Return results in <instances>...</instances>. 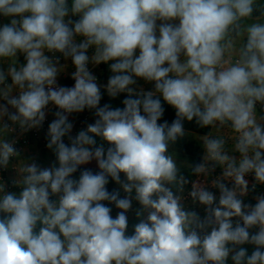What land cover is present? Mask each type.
<instances>
[{
    "label": "clouds",
    "instance_id": "clouds-1",
    "mask_svg": "<svg viewBox=\"0 0 264 264\" xmlns=\"http://www.w3.org/2000/svg\"><path fill=\"white\" fill-rule=\"evenodd\" d=\"M0 20V264H264V0H0ZM51 109L42 166L17 145Z\"/></svg>",
    "mask_w": 264,
    "mask_h": 264
},
{
    "label": "crops",
    "instance_id": "crops-1",
    "mask_svg": "<svg viewBox=\"0 0 264 264\" xmlns=\"http://www.w3.org/2000/svg\"><path fill=\"white\" fill-rule=\"evenodd\" d=\"M2 22H7V21L0 20V23H2ZM21 61H23V57H21ZM61 62L63 63L64 61L62 60ZM67 63L69 64V67L66 71H67V73H71L72 71H74V68H72L70 66L71 65L70 60ZM98 72L100 75L101 85L106 84L104 79H105V73H107V72H106L103 64L99 65ZM59 79L61 80V82L63 84H69L72 82V80L70 79V76L66 75V74H62ZM140 86L145 87V88L146 87L151 88V85L145 84L143 81H141ZM76 116H77V114H72V116H70V120H72V122L74 123L73 135H75V133L80 130L78 128V126L76 125V122H75ZM52 119H54V116L51 114L50 122ZM94 119H95L94 115L92 114V112H90V120L88 121L87 124L93 123ZM87 124L85 125V127L87 126ZM45 133H46V131H43L40 138L32 137L31 142L22 148V150H23L22 155L24 157H29V156L34 157L36 159L37 163L41 164L42 166H48L50 164V162L52 160H54V156L52 155L51 151L46 148ZM194 134L199 135L197 133H194ZM97 140L99 143V138H97ZM65 142L66 143L68 142L67 138H65ZM176 147L178 150V155H179L180 160H188L190 162H193V153H197V155L199 157H201V155H202V149L199 145V142L196 140L195 135L187 137V140L185 141L184 145H177ZM14 163H15V161H14ZM83 167L91 168L93 171L98 170L96 168L94 161L90 165L83 166ZM217 174H219V169H217ZM12 175H14V173H12L11 171L5 172L3 174L5 180H9V178ZM75 177L76 178L79 177V172H77L75 174ZM191 179H195V177H191ZM107 187L111 191L112 189H116L119 186L116 185L115 182L110 181V183ZM188 187L190 188V185ZM10 190L19 192L18 188H10ZM213 191H217V190L213 189ZM123 195H124V193L121 190V196H123ZM249 199H251V198L249 197ZM105 203L107 204V202H105ZM109 206L112 207V209H113L112 215H113V217H115L116 213L119 210L116 209L114 205H109ZM137 207H139V205L135 201H133V209H136ZM197 210L200 211L201 215H203V209L202 208H197ZM128 217H129V233H131L132 232V226L137 222V220L135 218L134 211H130L128 213ZM249 250L251 251V249H249Z\"/></svg>",
    "mask_w": 264,
    "mask_h": 264
},
{
    "label": "trees",
    "instance_id": "trees-1",
    "mask_svg": "<svg viewBox=\"0 0 264 264\" xmlns=\"http://www.w3.org/2000/svg\"><path fill=\"white\" fill-rule=\"evenodd\" d=\"M104 68L106 70L107 73H105V83L107 82V79L109 77V75L111 74L108 70V66L107 65H104ZM141 83V81L139 82ZM146 89H150L149 87H146ZM102 92H103V98L101 100V105L105 104V103H108L110 104L112 107H123V104H122V100L125 98L126 94H121L119 97L113 99V98H110L106 92H104V89L102 87ZM165 115L164 117L162 118V121L163 120H167L169 121V123L175 118V112L173 109H171L169 106L165 105ZM185 128L186 130H189L190 132L192 133H197V134H203L205 131L207 130H202L200 128H198V126L195 125L194 122L192 123H188L186 122L185 123ZM187 140V137L185 139H183L182 141L178 142L177 145H184L185 141ZM200 160V157L197 155V153H193V162H198Z\"/></svg>",
    "mask_w": 264,
    "mask_h": 264
},
{
    "label": "built area",
    "instance_id": "built-area-1",
    "mask_svg": "<svg viewBox=\"0 0 264 264\" xmlns=\"http://www.w3.org/2000/svg\"><path fill=\"white\" fill-rule=\"evenodd\" d=\"M90 69L93 71V73L97 76L98 78V83L101 85V80H100V75L98 72V68L99 66L93 67L92 65H89ZM59 83L65 86H72L74 84V81L72 80L71 83L69 84H63L61 82V80L59 79ZM51 108V106H50ZM55 109H51V112H49V115L47 116L46 122L44 124L43 129L36 131L33 130L29 133L24 134L23 136L19 137V143L17 145L18 148L22 149L24 146L28 145L31 142V138L32 137H38L40 138L43 131L47 130V124L50 122V116L51 113L54 112ZM90 120V111L85 110L83 113H78L75 119L76 125L78 126L79 129H82L85 127V125L88 123V121ZM249 179L251 180V178L249 177ZM259 191L264 192V188L259 189ZM218 194V193H217Z\"/></svg>",
    "mask_w": 264,
    "mask_h": 264
}]
</instances>
